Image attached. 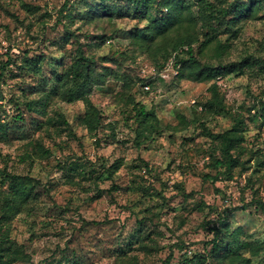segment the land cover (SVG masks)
Here are the masks:
<instances>
[{
    "label": "rangeland",
    "instance_id": "374dc122",
    "mask_svg": "<svg viewBox=\"0 0 264 264\" xmlns=\"http://www.w3.org/2000/svg\"><path fill=\"white\" fill-rule=\"evenodd\" d=\"M101 1L114 8V16L92 22L84 19L85 10ZM183 1L196 17L193 0ZM239 1L247 5L250 0ZM146 25V19L132 15L129 0H0V61L10 56L17 63L8 66L7 78L0 84V123L8 126V138L0 133V170L5 167L14 174L31 175L44 186L26 206L29 211L12 222L11 237L29 255L28 262L16 264H69L72 260L165 264L167 259V264H193L194 255L202 256L204 264H218L209 252L208 221L217 223L215 211L225 216L228 233L240 228L241 241L264 245V212L254 205L255 200L264 202V117L260 116L264 74L253 66L239 77L196 82L187 68L179 73L174 54L163 63L137 48L131 35ZM194 30L200 41L206 31L213 36L200 53L197 49L193 53L200 65L217 63L219 43L225 46L224 63L247 54L264 59V0L255 17L241 19L226 32L214 24L204 28L201 22ZM70 33L78 36L84 51L98 58L114 55L128 75L148 81L143 89L137 85L131 91L136 101L154 108L158 136L136 147L133 119L119 97L122 84L111 78L94 85L90 93L103 118L104 128L97 137L78 121L84 111L82 101L51 100L34 119L25 114L22 124L15 103L25 100L24 94L37 99L38 94L28 93L40 89L43 77L47 80L53 73L57 78L70 62L74 48ZM97 35L104 38H94ZM160 39L169 42V38ZM26 52L45 53L43 77L18 68ZM212 84L228 114L218 108L204 112L201 105L196 106L212 99ZM196 116L213 133L237 129L241 140L233 155L238 165L230 178L218 173L223 169L213 167L212 161L221 157L222 144L203 134ZM37 143L49 150L48 156L33 154ZM29 155L32 161L25 160ZM101 159L108 165L122 160L113 180L95 174L73 176L64 166L76 160L92 165L94 171ZM140 159L147 162V169L134 168ZM141 186L147 190L142 194L137 191ZM240 256L249 259L248 264H264V249L256 255L244 248Z\"/></svg>",
    "mask_w": 264,
    "mask_h": 264
},
{
    "label": "trees",
    "instance_id": "16d2710c",
    "mask_svg": "<svg viewBox=\"0 0 264 264\" xmlns=\"http://www.w3.org/2000/svg\"><path fill=\"white\" fill-rule=\"evenodd\" d=\"M240 2L239 0H233L230 3H222L218 0H193V5H196L198 9L195 17L190 4L183 0H129V9L132 11V15L135 18L147 20V25L142 29H136L132 33L131 39L139 50H143L154 61L162 60L165 63L168 57L174 54L176 63L180 65L179 73L183 68H187L189 76L196 82L215 81L218 77L226 75L239 77L243 75L245 69L253 66L257 68L259 73L264 74V59L252 54L224 63L222 59L225 46L220 43L216 47V64L200 65L194 59L195 49H197V53H200L213 41V36L210 35L209 31L202 33L203 39L200 41L199 34L194 30L197 22H201L204 28L214 24L226 32L235 27L241 19L255 17L262 4V0H250L247 5L240 4ZM27 10H31L30 7H27ZM114 13L115 10L111 5L101 1L99 5L89 6L83 16L84 19L92 22L96 19L112 18ZM70 34L74 37V48L71 51L70 62L62 68L57 78L53 73L47 77V80L43 77L47 63L45 53L28 55L26 52L19 58L18 68L34 77L44 78L39 90H32L28 93L30 95L38 94L37 99H27L29 95L24 94L25 100L21 103H15V107L19 109L17 118L22 121V124L26 120L25 114L34 119L33 115H41L44 107L51 100L64 103L82 101L84 111L78 117V121L90 135L97 137L104 128L103 118L101 111L91 101L90 93L94 85H103L111 78L122 84L123 91L119 97L123 105L128 108L129 117L133 119L135 125L133 142L136 147H141L154 139V136H158L160 127L154 108L152 106L148 108L141 101H136V95L131 91L134 86L142 87L148 81L128 75L122 70L121 64L117 62L114 55L98 58L92 53L84 51L78 36L73 33ZM94 38L102 40L104 35H97ZM160 38H169L168 44L162 43ZM120 54H124V52ZM107 63L114 64L115 68L107 65ZM10 64L17 65L16 58L8 56L6 61H0V84L5 82ZM217 89L216 84H212L209 91L212 99L202 104L198 102L196 106L201 105L200 108L204 112L214 113L215 108H218L219 111L226 114L228 111L222 105V99ZM144 93L148 92L144 91ZM260 104L264 106V102ZM21 106H23V110H20ZM260 116L264 117V112ZM195 119L205 136L213 140H220L222 144L221 157L212 161L213 167L217 171L223 169L218 173L230 178L231 171L238 165V159L233 155L238 147V141L241 140L240 135L237 136V129L220 134L213 133L200 120L201 117L196 116ZM241 123L242 121H238V126H241ZM110 128L113 132V127L110 126ZM239 130L241 131L242 128ZM0 133L8 138V126L6 124L0 123ZM38 152L41 157H46L49 154V150L40 143L36 144L33 153L37 158H39ZM29 159L32 161L30 155L25 160ZM64 166L66 172L73 176L81 177L95 174L96 178L105 176V178L113 180L118 170L123 166V162L121 159H117L108 165L106 160L101 159V163L97 166L100 171L97 168L92 171V165L86 166L85 163L76 160L68 161L64 163ZM147 167V162L140 159L134 168L142 170V168L147 169ZM41 185L43 184L31 175L14 174L8 172L5 167L0 170V264L29 261V255L25 252L24 246L11 237L12 222L20 214L29 211L26 206L39 196V189L44 188ZM116 188V185L112 184V190H116ZM137 191L142 194L147 190L141 186ZM100 193L101 191L97 197L101 196ZM254 205L260 207L264 212V202L255 200ZM214 213L217 216V223L208 221L210 227L208 232L211 235L209 252L218 260V264L222 262L223 264H248L249 259L240 256L241 249L247 248L256 255L264 249V245H253L241 241L239 239L242 234L240 228L228 233L225 216L220 215L217 211ZM201 257L194 255L193 264H204V261L200 259ZM185 260L184 258L183 261ZM167 262L169 259L165 261V264ZM69 264L82 263L72 260Z\"/></svg>",
    "mask_w": 264,
    "mask_h": 264
},
{
    "label": "built area",
    "instance_id": "2783aa9c",
    "mask_svg": "<svg viewBox=\"0 0 264 264\" xmlns=\"http://www.w3.org/2000/svg\"><path fill=\"white\" fill-rule=\"evenodd\" d=\"M170 63H172V60L168 64H170ZM176 67H177V69L179 68V66H176ZM144 88L147 90L148 86H145ZM263 128H264V126H263Z\"/></svg>",
    "mask_w": 264,
    "mask_h": 264
}]
</instances>
